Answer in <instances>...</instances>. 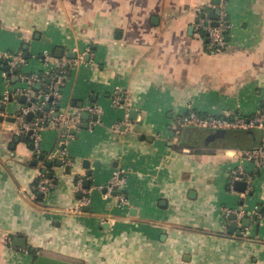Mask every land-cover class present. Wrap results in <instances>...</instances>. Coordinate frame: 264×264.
<instances>
[{
  "label": "crops",
  "instance_id": "1",
  "mask_svg": "<svg viewBox=\"0 0 264 264\" xmlns=\"http://www.w3.org/2000/svg\"><path fill=\"white\" fill-rule=\"evenodd\" d=\"M220 5L228 44L213 52L194 27L213 0H0V52L27 53L21 72L46 75L77 53L58 108L87 124L63 146L53 105L44 110L47 82L29 85L38 106L29 122L45 118L35 133L17 131L32 106L0 104V264H34L29 248L78 264H264V171L245 154L260 130L235 140L181 122L189 110L249 116L264 100V0ZM2 66L0 95L22 85ZM116 88L126 105L112 103ZM234 170L251 175L243 191ZM115 172L123 204L106 189ZM43 173L54 183L45 194L33 189Z\"/></svg>",
  "mask_w": 264,
  "mask_h": 264
},
{
  "label": "built area",
  "instance_id": "2",
  "mask_svg": "<svg viewBox=\"0 0 264 264\" xmlns=\"http://www.w3.org/2000/svg\"><path fill=\"white\" fill-rule=\"evenodd\" d=\"M220 7V13L216 20L208 17L206 13L197 8L196 10V20L194 22V27L207 39V47L215 52L222 48H224L228 44V29L230 24L226 17V12L224 8ZM214 21L217 23L214 24ZM50 57V53L48 51L43 52V59L44 61L48 60ZM24 58L21 52H12V51H1L0 52V65L6 62L7 65L10 66V70L15 75V77L19 78V81L22 82L21 86H17L11 90H5L0 95V104L6 102L10 97L20 94L30 95V88L29 85L33 83H41L45 82V79H50L53 83L48 84L50 87L47 90V94L45 96L46 101L48 100L49 95H53V99L51 104L54 107L52 111V116L54 118V125L61 126V142L64 145L73 137V134L69 133L70 128L76 127L79 120H80V113H75L71 116L65 115L62 111L58 108L59 100L61 98V90L62 86L65 82V73L66 69L69 71L73 64V60L71 58L61 59L58 60L55 67L51 68L48 74L44 73H32L26 74L21 72V64L23 63ZM5 65V64H4ZM68 66V67H67ZM125 92L120 89L116 88L112 93V103L114 105H126L125 102ZM32 102L26 110H22L17 114V117H23L28 111H33V109H37V105H32ZM57 111V115L54 116L53 112ZM86 111L90 113H98L101 111V107L99 105L93 104L88 105ZM22 121V119H20ZM45 121L44 116H40L37 121L29 122L24 120L23 123L21 122L17 131H26L29 129H35L36 126H40L41 122ZM182 123L187 125L193 126H200V127H211V128H224V129H234V128H241V129H251V128H258L261 131V137L259 143L251 148L248 149L245 154L250 159H252L255 165L264 171V100L260 104L259 108L253 113L252 115L245 116L239 113H232L226 116L220 115H207L202 116L198 114L194 110H189L188 113L182 117ZM118 125L116 124V127ZM38 151V148H37ZM66 164L72 165L73 160L69 157H65ZM232 179H244L248 182L251 180V175L242 171V170H234L231 174ZM123 179L118 175L117 172L114 173V177L112 181L108 185H106V189L109 192H115V197L118 204H123L127 201V197L118 190L120 187ZM54 183L53 180L48 177L45 173L40 174V176L36 179L33 189L36 192L45 194L47 193L52 187ZM76 186L78 189L82 190V177L78 176L76 178ZM83 191V190H82ZM230 212V211H229Z\"/></svg>",
  "mask_w": 264,
  "mask_h": 264
},
{
  "label": "water",
  "instance_id": "3",
  "mask_svg": "<svg viewBox=\"0 0 264 264\" xmlns=\"http://www.w3.org/2000/svg\"><path fill=\"white\" fill-rule=\"evenodd\" d=\"M213 4H214V8H211V9H208L209 11V17L216 20L219 13H220V7L219 5L221 4V0H213ZM204 9V8H203ZM217 22L214 21V24H216ZM56 52H57V55L58 56H61L62 55V49L61 48H57L56 49ZM67 58H75L77 53L74 52V51H68L65 53ZM27 57V53H24V58ZM4 66L1 67L2 70L4 71H7L8 73H10L11 71L10 70V66L6 64V62H4ZM68 67V66H67ZM69 74V71H67V75ZM13 82H17L19 81V78L18 77H15L13 80ZM45 82H47L48 84H52L53 82L46 78L45 79ZM36 85V86H35ZM36 87V88H40L41 87V84L40 83H37V84H34L32 85V87ZM30 89H31V86H30ZM15 97H18L19 99H21V101H23L24 103H27V105H30L32 102H36V99H31V101H27V96L25 94H20V95H15ZM11 98V97H10ZM53 99V95H49L48 96V100H47V103H45V106H44V110L48 111L50 109V105H51V101ZM1 109H4L5 108V105H1L0 106ZM43 114V111H39L38 112V115L39 116H42ZM34 115V112L33 111H28L27 112V115H26V120L29 121L32 119V116ZM53 115L56 116L57 115V111H54L53 112ZM88 116L87 112L84 111L82 113V117H86ZM93 118L94 120L97 119L98 115L96 113H94L93 115ZM3 117L0 116V120H2ZM7 121H11V122H15L16 121V117H7L6 118ZM78 127H86L87 124L85 123H78L77 124ZM76 128L77 127H72L70 128L69 130V133L70 134H74L76 132ZM34 132V129H29L27 130V134H32ZM20 137L19 136H15L14 137V141H17L19 140ZM23 140H27V137L24 136L22 137ZM63 146H64V143H63ZM41 158L44 157L43 154L40 155ZM57 163L61 164L62 163V160L61 159H58L57 160ZM46 164L48 166L51 165V161H47ZM91 172H89L90 174ZM51 174L49 173V176ZM232 180V179H231ZM230 180V181H231ZM233 184H234V187L237 189V190H245L246 188V185H247V181L246 180H242V179H234L233 180ZM85 187H88L89 186V182L85 180ZM115 194V192H113ZM233 218H236V215H233L232 216ZM13 244L14 245H17L23 249H26L27 248V243H26V240L22 237H14L13 239ZM30 252L33 253L34 252V249L33 248H29ZM34 264H78V263H75V262H71V261H67V260H63V259H59V258H56V257H52V256H48V255H44V254H36L35 255V258H34Z\"/></svg>",
  "mask_w": 264,
  "mask_h": 264
},
{
  "label": "trees",
  "instance_id": "4",
  "mask_svg": "<svg viewBox=\"0 0 264 264\" xmlns=\"http://www.w3.org/2000/svg\"><path fill=\"white\" fill-rule=\"evenodd\" d=\"M203 34V33H202ZM188 126V125H187ZM189 126H191V125H189ZM198 127V126H197ZM256 129V131H257V127L255 128ZM231 130V131H230ZM229 130V132H231V134L233 133V137H234V139L235 140H239V135H241V136H244V135H248V131H249V129H241V128H234V129H230ZM260 130V129H259ZM259 132V131H258ZM260 133H261V131H260ZM243 134V135H242ZM236 136V137H235ZM261 137V136H260ZM33 254H34V258H35V255H36V253L35 252H33Z\"/></svg>",
  "mask_w": 264,
  "mask_h": 264
}]
</instances>
